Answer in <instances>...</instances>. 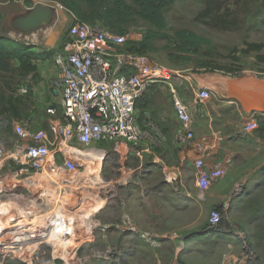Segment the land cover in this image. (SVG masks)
<instances>
[{
    "label": "rangeland",
    "instance_id": "374dc122",
    "mask_svg": "<svg viewBox=\"0 0 264 264\" xmlns=\"http://www.w3.org/2000/svg\"><path fill=\"white\" fill-rule=\"evenodd\" d=\"M29 1L31 7L25 4V0L0 1V36L11 38L20 44L32 45L36 51H51L48 61L49 65H52L53 56L62 52L70 43L68 30L78 21L52 0ZM38 4L50 12L49 21L32 30H21L16 21L29 14ZM166 24L164 33L167 38L155 42L157 52L144 55L153 66L177 74L186 70H200L194 63L183 65L169 57L174 33L187 30L211 41L212 54H200L197 59L208 61L212 66L226 71L233 66V59L238 58L243 69L252 70L257 77L264 75V64L257 63L256 54L242 53L249 43H264V0H178L167 12ZM149 28L146 23L139 22L136 26L128 28L125 35L130 41H140ZM205 52L206 48L203 47L201 53ZM30 77L20 79L14 75H4L0 79V87L6 79H10L12 89L16 90L17 95H27V92L21 93L22 88L30 93V122L22 124L20 121H13L8 125L15 123L32 131L48 130L53 118L47 114L48 104L41 106L36 100L34 92L37 90L38 77ZM8 125L0 118V149L7 157L16 155L18 150L25 146L13 133L4 132ZM92 149L73 146V150L77 152L74 154L82 160H74L77 169L72 172L62 169L63 160L60 157L54 158L55 164L47 173L31 168L20 156L16 161L5 160V156L0 158V264L140 262L139 257L134 261L135 255L115 248L112 245L115 240L102 239L99 231H93L92 239L89 240L90 246L79 245V232L86 223L94 220V202H97V205L106 202L119 205L120 201L116 198L118 189L115 185L113 187L111 180H115L118 170L126 167L128 163V159L123 160L119 154L110 155L105 164L101 162L103 164L98 165V173L95 174L97 169L94 163L85 161L91 158L83 155V152H93ZM138 164L140 163L135 161L130 166ZM101 165L105 166L106 171H116L101 176L102 189L99 188ZM20 168H27L28 171L16 174ZM260 176L261 174L258 177ZM86 181L91 182L90 186L82 188L80 185ZM105 183L113 190L108 191ZM190 207L183 208V213L190 214L198 225L181 232V238L185 237L186 241L179 253L158 255L160 264H264V174L255 188L244 193V198L239 204L226 213L220 208L202 207L199 203L195 204L193 209ZM215 210L221 218L218 223L213 224L211 215ZM109 211L110 207H107L106 220H112L114 224L117 222L116 218L111 216ZM61 217L69 219L72 223L74 230L69 236L60 233L58 227L56 228ZM123 227L130 231L132 228L130 225H122ZM139 239L154 249L158 248V242L152 236ZM141 258L148 260L146 264H151L149 256Z\"/></svg>",
    "mask_w": 264,
    "mask_h": 264
},
{
    "label": "crops",
    "instance_id": "0c3cea01",
    "mask_svg": "<svg viewBox=\"0 0 264 264\" xmlns=\"http://www.w3.org/2000/svg\"><path fill=\"white\" fill-rule=\"evenodd\" d=\"M186 71L153 83L137 101V117L143 124L153 123V120L154 127L165 136L160 147L146 140L137 147L116 140L95 144L91 147L93 152H83L85 157L91 153L99 157V164H105L110 155L118 154L123 160L128 159V163L118 170L117 178L111 180L113 187L115 185L118 189L116 198L119 205L109 202L97 205L94 202V220L86 223L79 232V245L90 246L93 231H99L102 239L115 240L112 245L119 251L135 255L134 261L139 257L140 262L136 264H146L148 260L141 258L146 256H149L151 264H160L158 255L179 253L186 241L185 237L181 238V232L198 225L190 214L183 213V208L193 205L190 207L193 209L199 203L202 207L220 208L226 213L235 208L244 198V193L252 191L263 177L264 116L257 117L258 129L253 132H245L243 128L251 112L264 114V78L257 77L249 69H242L237 75ZM56 76L53 60L52 65L48 60L38 65V83L34 93L41 106L58 105L59 95L52 86ZM171 90L187 107L192 120L193 140L187 146H177L172 142L180 123L174 112ZM201 90L208 91L206 99H198L197 93ZM30 117L20 122H30ZM198 145H204L202 154L196 148ZM200 157L206 170L221 167L224 172L203 191L198 186V171L194 166V161ZM135 161L140 164L130 166ZM107 172L112 174L116 171H106L101 165L100 189L103 187L101 176ZM105 187L108 191L113 190L107 183ZM107 207H110V215L116 218L114 224L112 220H106ZM122 225H130L133 231L123 229ZM146 236L154 237L160 243H157L158 248L154 249L139 239Z\"/></svg>",
    "mask_w": 264,
    "mask_h": 264
},
{
    "label": "built area",
    "instance_id": "2783aa9c",
    "mask_svg": "<svg viewBox=\"0 0 264 264\" xmlns=\"http://www.w3.org/2000/svg\"><path fill=\"white\" fill-rule=\"evenodd\" d=\"M68 35L70 43L53 56L57 76L52 86L59 97L58 105L47 107V114L53 118L48 130L32 131L14 123L13 134L25 146L16 155L8 157L0 149V158L5 156V160L16 161L20 156L31 168L47 173L55 164L54 158L60 157L62 169L72 172L77 169L74 160H82L70 151L74 145L89 149L95 144L123 140L137 147L146 140L160 147L165 136L153 123H139L136 103L153 83L164 81L177 72L153 66L144 56L125 51L127 35L112 33L98 24L77 22L69 28ZM26 92L25 88L21 89L22 94ZM171 92L174 112L180 123L172 142L187 146L193 140L192 120L187 107L174 90ZM208 95L206 90L197 93L200 100ZM260 115L264 116L261 112H251L243 130L258 129L257 117ZM196 148L201 154L204 152V145ZM194 166L198 171L200 191L224 174L221 167L206 170L202 157L194 161ZM23 171L28 169L20 168L16 174ZM220 218L219 212L213 211L211 223H218ZM59 219L57 230L65 236L72 234L74 228L69 219ZM64 225L69 226L67 231Z\"/></svg>",
    "mask_w": 264,
    "mask_h": 264
},
{
    "label": "trees",
    "instance_id": "16d2710c",
    "mask_svg": "<svg viewBox=\"0 0 264 264\" xmlns=\"http://www.w3.org/2000/svg\"><path fill=\"white\" fill-rule=\"evenodd\" d=\"M52 1L71 13L78 22L89 25L98 24L115 34L125 35L128 28L136 26L139 22L146 23L150 28L143 34L141 40H127L125 45V51L144 56L157 52L155 42L167 38L164 33L167 25L166 14L178 0ZM25 4L31 7L29 0H25ZM203 47L206 48L205 53H201ZM211 50L212 45L209 39L191 31L180 30L174 33L169 57L172 61L183 65L194 63L196 68L204 71L221 72L226 75H237L242 71L243 65L238 58L233 59V66L226 71L212 66L208 61L197 59L200 54L210 56ZM242 53H255L257 63L264 64V43H249ZM51 54V51H36L32 45L20 44L11 38L0 36V79L4 75H14L20 79L26 76L36 78L38 63L49 60ZM9 80L6 79L0 87V118L6 121L7 125L30 117L28 111L30 93L28 94L27 91V95H17ZM138 121L141 124L139 118ZM4 132L12 134V125H8Z\"/></svg>",
    "mask_w": 264,
    "mask_h": 264
},
{
    "label": "water",
    "instance_id": "95a60500",
    "mask_svg": "<svg viewBox=\"0 0 264 264\" xmlns=\"http://www.w3.org/2000/svg\"><path fill=\"white\" fill-rule=\"evenodd\" d=\"M50 12L41 4L35 5L31 12L16 21V25L23 31L32 30L46 24L50 19Z\"/></svg>",
    "mask_w": 264,
    "mask_h": 264
},
{
    "label": "bare ground",
    "instance_id": "6f19581e",
    "mask_svg": "<svg viewBox=\"0 0 264 264\" xmlns=\"http://www.w3.org/2000/svg\"><path fill=\"white\" fill-rule=\"evenodd\" d=\"M253 132V131H252ZM71 152H73V153H77L75 150H73V149H71L70 150ZM100 156V155H99ZM89 157L91 158L90 160H85V161H87V162H93L94 163V165L96 166V169H97V172H95V173H98V165H99V162H100V158L99 157H95L92 153L89 155ZM83 160H84V158H83ZM90 166V165H89ZM46 180V179H45ZM89 184H91V182L90 181H86V182H83L80 186L82 187V188H85V187H89L90 185ZM89 185V186H88ZM81 187H79V188H81ZM12 230V229H11Z\"/></svg>",
    "mask_w": 264,
    "mask_h": 264
}]
</instances>
